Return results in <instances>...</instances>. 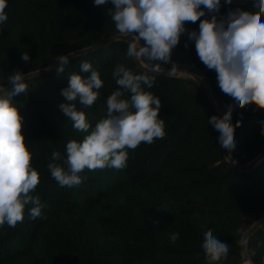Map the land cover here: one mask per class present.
Returning a JSON list of instances; mask_svg holds the SVG:
<instances>
[{"label": "trees", "instance_id": "1", "mask_svg": "<svg viewBox=\"0 0 264 264\" xmlns=\"http://www.w3.org/2000/svg\"><path fill=\"white\" fill-rule=\"evenodd\" d=\"M223 2V0H222ZM94 0H8V20L0 24V76L14 70L25 74L46 68L59 55L83 50L119 34L107 16L110 3L94 7ZM253 10V0H233L224 5ZM189 30H198L187 23ZM182 35L173 50L177 70L202 78L215 102L227 111L231 98L217 86L216 73L199 60L194 42L184 47ZM128 43L114 41L69 59L63 74L55 68L26 80V93L14 97L24 117L23 134L32 154V165L40 173L38 195L41 217L28 215L14 228H0V264H209L201 248L203 234L213 235L230 246L219 264H240L243 232L264 215V160L249 171H235L222 155L218 132L207 123L220 115L208 104L203 88L189 77L149 74L151 91L161 100L159 116L165 120L166 136L152 144L142 143L129 150L127 167L80 173L87 177L75 187H61L51 177L47 164L59 151L56 161L67 169L66 144L82 141L85 133L72 127L70 118L58 108L67 103L60 94L72 73L84 77L81 62H89L100 73L103 87L93 106L84 108L94 127L106 116V99L118 85L112 77L117 64L134 73L138 69L126 55ZM28 52L29 62L21 59ZM153 68L151 62L140 60ZM172 63L160 70H168ZM2 84L6 88L10 85ZM3 91H0L2 93ZM124 98H129L125 93ZM77 109L82 110L79 99ZM242 125L235 131L232 159L243 165L264 150L259 121L264 112L252 107L237 108L232 117ZM179 234L172 243L170 236ZM252 264H264V227L247 241Z\"/></svg>", "mask_w": 264, "mask_h": 264}, {"label": "clouds", "instance_id": "2", "mask_svg": "<svg viewBox=\"0 0 264 264\" xmlns=\"http://www.w3.org/2000/svg\"><path fill=\"white\" fill-rule=\"evenodd\" d=\"M109 3L113 7L107 10V16L115 30L131 38L127 57L151 62L153 73H159L162 65L172 63L173 50L182 35H187L186 49L194 42L199 60L216 73L217 86L232 101L223 115H213L207 123L219 133L218 142L235 166L234 134L242 125V117L233 124L234 111L252 107L264 112V0H253L252 11L229 7L223 15L221 8L231 6L233 0H94L93 6ZM7 7L8 0H0V24L8 20ZM197 22L198 30L186 28L187 23ZM21 59L29 62L31 58L28 52H22ZM56 61L59 63L55 69L57 75L63 74L69 55H59ZM80 69L90 75L70 74L68 86L60 92L67 103H60L58 108L70 118L73 129L86 135L82 141L67 142V169L56 163L62 159L59 151L52 152V162L47 164L51 177L61 187L81 185L87 179L80 175L85 170H123L127 167L129 150L166 136L165 120L159 116L161 100L145 90V86L147 89L154 86L149 74H137L117 64L112 77L118 89L106 99V116L93 127L83 109L94 105L104 82L91 63L81 62ZM176 74L177 64L172 63L167 75ZM7 82L10 88L0 84L3 89L0 93V228L5 225L14 228L22 223L28 205H32L28 215L33 220L41 217L45 207L38 195L31 194L40 184V173L32 165V154L23 134L24 117L14 101V97L28 90L26 75L14 70L7 75ZM125 93L129 98H124ZM77 99L82 110L74 103ZM259 125L260 135L264 137V120ZM178 239V233L171 234L172 243ZM243 243L247 244V240ZM201 248L209 264H219L230 250L211 229L203 234Z\"/></svg>", "mask_w": 264, "mask_h": 264}, {"label": "water", "instance_id": "3", "mask_svg": "<svg viewBox=\"0 0 264 264\" xmlns=\"http://www.w3.org/2000/svg\"><path fill=\"white\" fill-rule=\"evenodd\" d=\"M130 39H131L130 37L122 36L121 34H116L114 36L105 38L102 41L97 42V43H95V44H93V45H91V46H89L83 50L75 51L74 53L69 54V59L73 56L78 55V54H81L84 52H89V51H92L96 48L103 47V46H105L109 43H112L114 41L121 40V41H125L126 43H128L130 41ZM133 61L136 64V66L138 67V69L143 70L146 73H150V74H154V75H161V76H168L167 70H160L159 73H153V70H152L153 68H149V67L143 65L140 60L137 61V60L133 59ZM58 65H59L58 61L55 60L52 63H50L46 68H43V69L38 70L36 72L27 73V74H25L26 80L33 79L36 76L42 75L46 72H49L50 70H46V69H48V68L53 69V68L57 67ZM180 74H185L187 77H189L192 80H194L195 82H197L203 88V90L205 92L206 100L212 109L217 111L220 115H223L226 112V110L224 108L220 107L215 102V100L212 97L209 86L207 85V83L202 78H200L199 76H196L195 74H193L191 72L182 71V70H177V74L174 76H171V77H177L178 78V77H180ZM0 83L9 85L7 82V77H5V76H0ZM218 136H219V134H218ZM220 149H221L222 155L224 156L225 160L227 162H229L227 159V156H228L227 151L225 149H223L221 146H220ZM263 160H264V150L256 158H254L253 160H251V161H249L243 165H239L236 163L235 166H233L231 162H229V164L231 165V167L235 171L244 172V171L252 170L258 164H260ZM262 227H264V215L260 219L256 220L250 227H248L243 232L241 239H240V242H239L240 254H241L240 264H248V263L252 264V260H251V257L249 255L248 249H247V244L243 243V241H245V240L248 241L249 238L252 237V235H254Z\"/></svg>", "mask_w": 264, "mask_h": 264}, {"label": "rangeland", "instance_id": "4", "mask_svg": "<svg viewBox=\"0 0 264 264\" xmlns=\"http://www.w3.org/2000/svg\"><path fill=\"white\" fill-rule=\"evenodd\" d=\"M180 77H183V78H185V77H187L186 75H184V76H180ZM0 91H3V89L2 88H0Z\"/></svg>", "mask_w": 264, "mask_h": 264}, {"label": "bare ground", "instance_id": "5", "mask_svg": "<svg viewBox=\"0 0 264 264\" xmlns=\"http://www.w3.org/2000/svg\"><path fill=\"white\" fill-rule=\"evenodd\" d=\"M185 74H180V76H184ZM249 264V263H248Z\"/></svg>", "mask_w": 264, "mask_h": 264}]
</instances>
